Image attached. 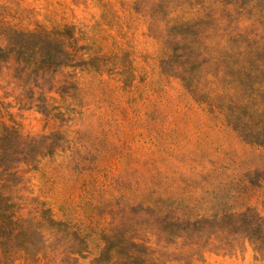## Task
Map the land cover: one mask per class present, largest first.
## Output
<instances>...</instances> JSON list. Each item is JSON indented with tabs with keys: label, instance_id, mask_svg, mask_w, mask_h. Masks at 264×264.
Instances as JSON below:
<instances>
[{
	"label": "rangeland",
	"instance_id": "1",
	"mask_svg": "<svg viewBox=\"0 0 264 264\" xmlns=\"http://www.w3.org/2000/svg\"><path fill=\"white\" fill-rule=\"evenodd\" d=\"M0 264H264V0H0Z\"/></svg>",
	"mask_w": 264,
	"mask_h": 264
},
{
	"label": "trees",
	"instance_id": "2",
	"mask_svg": "<svg viewBox=\"0 0 264 264\" xmlns=\"http://www.w3.org/2000/svg\"><path fill=\"white\" fill-rule=\"evenodd\" d=\"M46 37H49L47 33L23 32L0 24V40L6 43V48H20L35 40L43 43L49 40Z\"/></svg>",
	"mask_w": 264,
	"mask_h": 264
}]
</instances>
